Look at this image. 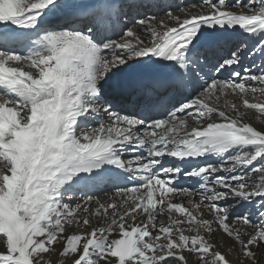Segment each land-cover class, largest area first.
<instances>
[{
	"label": "snow or ice",
	"instance_id": "obj_1",
	"mask_svg": "<svg viewBox=\"0 0 264 264\" xmlns=\"http://www.w3.org/2000/svg\"><path fill=\"white\" fill-rule=\"evenodd\" d=\"M150 7L0 0V264H53L57 252L60 264L264 259V127L248 116L264 125V0H201L183 18L165 12L172 26ZM132 10L133 26L109 36ZM226 34L240 42L210 61L203 42ZM133 75L190 91L162 112L129 110ZM103 184L118 201L73 203Z\"/></svg>",
	"mask_w": 264,
	"mask_h": 264
},
{
	"label": "bare ground",
	"instance_id": "obj_2",
	"mask_svg": "<svg viewBox=\"0 0 264 264\" xmlns=\"http://www.w3.org/2000/svg\"><path fill=\"white\" fill-rule=\"evenodd\" d=\"M69 3H75L77 2V0H68ZM137 3H147V1L143 0V1H138ZM66 11V10H65ZM134 11V10H133ZM174 15H179L181 16V18H183V14H181L180 12H178V14H174ZM68 22V21H67ZM172 21H169L168 19L165 21V23L169 24L170 26H172L173 23H171ZM171 23V24H170ZM142 31V30H141ZM230 36L232 35H225L224 38L228 39ZM112 37V36H111ZM113 39H115L114 37H112ZM145 39H147V37H144ZM216 42V41H214ZM214 42H208V41H205L203 42V44H210V43H214ZM210 61H213L214 62V59H209ZM228 75L227 72H225L222 76H220L219 78L221 77H224ZM143 80L144 82L143 83H140V81ZM165 79L163 77H161L160 79H157V80H150L149 77L147 76H143V77H139V76H127L125 77V87H126V90L130 87H133V86H136L137 84H142L144 85L146 88L148 87H158L159 83L161 82H164ZM164 85V84H163ZM132 93V91L130 92ZM157 94H159V91H157ZM182 94V93H181ZM162 95V94H161ZM184 95H187V94H184ZM229 97V96H228ZM230 101H235L236 98L233 96V99L232 98H226ZM238 102V101H237ZM223 103V101L221 102ZM248 116L251 118L250 119V122L253 123V126L257 127L258 129L261 128V127H264V125H261V123L259 121H256L255 120V114L252 113L250 114L248 112ZM186 184H188L189 186L192 187L193 185V181L192 180H188L185 182ZM105 187H113L112 185H108V184H103V185H100L99 187L97 188H91V189H86L84 191H77V193H75V199H76V202L77 203H80L81 205H85L86 206V201H87V197L89 196V194H92L91 196L93 197V201L91 202V208L94 210L97 205L95 204V200L96 199H99L102 203H105V204H108V203H111V202H115V201H118L119 200V197H116L115 196V192H116V189H112V190H109L110 193L109 194H105V195H102V196H99L101 195L102 193H98V192H101L102 190L105 189ZM198 190V188H197ZM98 196V197H97ZM96 197V198H95ZM110 198H114V199H110ZM195 200H199V196H195L193 197ZM183 201V203H185V205L187 206V198H178L177 200H175L174 202H181ZM217 235L218 233L215 234V237L214 239L218 242V239H217ZM223 237L227 240V244L232 245L233 244V240L231 238H228L226 235H223ZM220 241V240H219ZM228 247V245H227ZM234 250V249H233ZM198 262V261H197Z\"/></svg>",
	"mask_w": 264,
	"mask_h": 264
},
{
	"label": "rangeland",
	"instance_id": "obj_3",
	"mask_svg": "<svg viewBox=\"0 0 264 264\" xmlns=\"http://www.w3.org/2000/svg\"><path fill=\"white\" fill-rule=\"evenodd\" d=\"M230 2H231V0H230ZM244 2H247V0H244ZM135 11V10H134ZM167 19H165V21H166ZM171 23H174V22H171ZM170 23V24H171ZM110 36V35H109ZM202 45H205V44H202ZM227 98H229V97H227ZM232 99H233V96L231 97ZM249 113L250 114H252V113H254L255 115H257L254 111H249ZM262 120H264V117H262L261 118ZM114 190L115 189V187H105V189L104 190H102L101 191V195H99V196H102V195H105V194H109L110 193V191L109 190ZM90 195V194H89ZM91 196V195H90ZM98 197V196H97ZM96 198V197H95ZM73 202H75V203H77L76 202V199L74 198V201ZM80 215H87L86 213H83V212H81L80 213ZM245 227V226H244ZM249 231H251V229L249 228ZM218 233V235H217V239H218V242L220 243V247H219V250L222 252V253H225V252H228V249H229V244H227V240L223 237V234L222 233H220V232H217ZM220 240V241H219ZM227 245H228V247H227ZM261 252H264V249H261ZM235 255H236V252H235V249L233 250L232 249V251L231 252H229V254L227 255V259H229V260H232L233 261V264H237V261L235 260ZM258 255H259V253H258ZM50 259L52 260V262H53V264H60V261L61 260H63V259H66V258H61L60 256H59V253L57 252V253H55V254H52L51 255V257H50ZM189 264H198V262H197V259H196V257L195 256H193L191 259H190V262H189ZM261 264H264V259H262L261 260Z\"/></svg>",
	"mask_w": 264,
	"mask_h": 264
}]
</instances>
